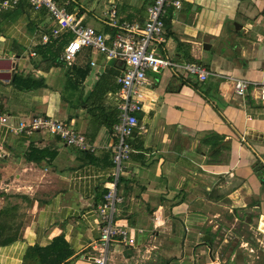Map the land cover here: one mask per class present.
<instances>
[{
  "label": "crops",
  "instance_id": "crops-1",
  "mask_svg": "<svg viewBox=\"0 0 264 264\" xmlns=\"http://www.w3.org/2000/svg\"><path fill=\"white\" fill-rule=\"evenodd\" d=\"M54 1L113 38V22L142 25L154 0ZM10 2L0 12V116L9 120L0 124V264H93L124 64L89 47L59 62L72 32L44 44L56 27L48 10ZM180 2L166 9L157 55L264 84V0ZM146 79L116 210L135 244L116 239L107 264H264V104L178 69ZM35 117L83 134L94 151L10 128Z\"/></svg>",
  "mask_w": 264,
  "mask_h": 264
},
{
  "label": "built area",
  "instance_id": "built-area-1",
  "mask_svg": "<svg viewBox=\"0 0 264 264\" xmlns=\"http://www.w3.org/2000/svg\"><path fill=\"white\" fill-rule=\"evenodd\" d=\"M34 9L46 8L56 27L41 34L42 43L57 39L62 30L72 32L73 38L64 47L61 62L70 65L81 48L89 47L105 55L107 59L118 60L124 64V70L117 81L120 88L116 94V107L119 112L117 122L111 128L115 139L112 149V175L105 183L106 192L102 202L96 207L99 220V238L93 245V264H107L110 247L116 239L127 245L135 242L128 230L120 227L116 221V210L122 198L118 186L125 173V165L132 152L127 139L138 127L136 112L143 108L145 96L143 89L147 86L146 72H159L165 69H178L204 82L210 78L222 79L231 84L233 94L237 97L249 95L264 104V84L251 83L232 76L210 71L204 64L196 62H175L156 53V45L163 42L165 35L164 16L168 6L179 9L180 0H154L147 9V16L142 25L117 24L113 22L116 33L108 38L95 29L82 26L81 21L64 7H59L54 0H28ZM10 0H0V12L9 8ZM34 55V52L30 53ZM93 65V64H92ZM8 117L0 116V124H8ZM13 133L44 132L58 137L68 146L81 151L93 152L86 137L64 126L52 118L35 117L28 122H18L10 126Z\"/></svg>",
  "mask_w": 264,
  "mask_h": 264
},
{
  "label": "trees",
  "instance_id": "trees-1",
  "mask_svg": "<svg viewBox=\"0 0 264 264\" xmlns=\"http://www.w3.org/2000/svg\"><path fill=\"white\" fill-rule=\"evenodd\" d=\"M67 11H68L69 13H71V8L68 9ZM59 58H60V57H59ZM59 62H61L60 59H59ZM115 123H116V122H115ZM115 123L111 124L110 128H112V126H113ZM226 149H228V148L226 147ZM214 153H219V155H221V154H222V148H220V149H218V150L216 149ZM261 170H263V166L260 165V164L258 163L257 166L255 167V171H256L257 173H259ZM0 231H1V230H0ZM0 235H1V232H0Z\"/></svg>",
  "mask_w": 264,
  "mask_h": 264
},
{
  "label": "water",
  "instance_id": "water-1",
  "mask_svg": "<svg viewBox=\"0 0 264 264\" xmlns=\"http://www.w3.org/2000/svg\"><path fill=\"white\" fill-rule=\"evenodd\" d=\"M259 138H262V136H259ZM263 143H264V139H263ZM203 243L206 244V241L203 240ZM219 243H222L221 241H219Z\"/></svg>",
  "mask_w": 264,
  "mask_h": 264
}]
</instances>
